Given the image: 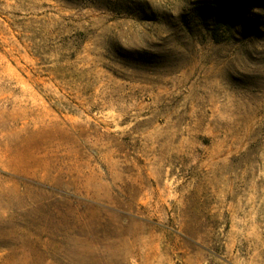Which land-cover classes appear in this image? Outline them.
Instances as JSON below:
<instances>
[{
    "label": "rangeland",
    "instance_id": "1",
    "mask_svg": "<svg viewBox=\"0 0 264 264\" xmlns=\"http://www.w3.org/2000/svg\"><path fill=\"white\" fill-rule=\"evenodd\" d=\"M214 1L0 0V264H264V0Z\"/></svg>",
    "mask_w": 264,
    "mask_h": 264
},
{
    "label": "trees",
    "instance_id": "2",
    "mask_svg": "<svg viewBox=\"0 0 264 264\" xmlns=\"http://www.w3.org/2000/svg\"><path fill=\"white\" fill-rule=\"evenodd\" d=\"M207 8L215 14V16L217 17V21L220 22L223 21L224 11L228 9L231 10L233 13L240 12L244 8V4L216 0L212 2V4L209 5Z\"/></svg>",
    "mask_w": 264,
    "mask_h": 264
}]
</instances>
